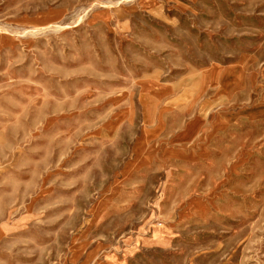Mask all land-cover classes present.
<instances>
[{"label":"rangeland","instance_id":"374dc122","mask_svg":"<svg viewBox=\"0 0 264 264\" xmlns=\"http://www.w3.org/2000/svg\"><path fill=\"white\" fill-rule=\"evenodd\" d=\"M0 264H264V0H0Z\"/></svg>","mask_w":264,"mask_h":264},{"label":"crops","instance_id":"0c3cea01","mask_svg":"<svg viewBox=\"0 0 264 264\" xmlns=\"http://www.w3.org/2000/svg\"><path fill=\"white\" fill-rule=\"evenodd\" d=\"M161 89H163L162 86H158L155 88V91H153L151 94V97H159L163 93L161 92ZM150 96V95H148ZM200 128V124L196 128L195 122H192L191 126H187L185 129H180L178 133L176 132L174 135H168L170 141L174 144V151H175V158H188L189 157V150L187 148H184L183 144H188L189 147L194 145V142L199 135L198 129ZM176 147V148H175Z\"/></svg>","mask_w":264,"mask_h":264}]
</instances>
